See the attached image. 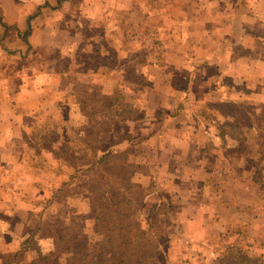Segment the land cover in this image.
<instances>
[{
  "label": "rangeland",
  "instance_id": "rangeland-1",
  "mask_svg": "<svg viewBox=\"0 0 264 264\" xmlns=\"http://www.w3.org/2000/svg\"><path fill=\"white\" fill-rule=\"evenodd\" d=\"M47 1L54 5L0 0V18L22 26ZM89 1L86 6L72 0L61 21L47 8L37 24L43 32L31 47L20 48L11 32L7 48L0 44V227L19 235L23 225H44L40 234L52 232L54 240L45 264H116L95 233L90 183L79 170L88 161L70 154L73 139L85 147L81 139L98 129L105 133L114 98L137 111L134 121L118 129L132 140L117 146L134 180L159 184L186 233L172 235L166 228L149 264H220L229 245L256 258L253 264H264V160L255 129L238 121L234 130H224L221 124L234 120L210 108L235 104L264 127V0ZM85 11L96 17L93 23ZM252 17L262 21L251 23ZM85 78L90 85H82ZM61 98L64 106L58 105ZM28 103L39 114L34 124L21 117ZM161 113L169 131L157 139L153 157L141 140L156 141L149 133ZM207 136L213 137L209 151ZM96 138L95 147L102 149L108 139ZM53 162L61 173L55 182L47 173ZM53 182L60 184L58 198L43 200L33 191L53 188ZM108 198L106 205L112 203ZM156 202L151 195L138 213L144 227Z\"/></svg>",
  "mask_w": 264,
  "mask_h": 264
},
{
  "label": "trees",
  "instance_id": "trees-1",
  "mask_svg": "<svg viewBox=\"0 0 264 264\" xmlns=\"http://www.w3.org/2000/svg\"><path fill=\"white\" fill-rule=\"evenodd\" d=\"M67 0H54V5L45 3L37 7L33 13L26 18L22 26H10L0 18V30L3 31L2 39L0 38L1 47H6V36L15 31L16 41L28 47V39L33 29V22L38 15L42 14L47 8L50 11L58 10ZM3 44V45H2ZM112 98L108 103L110 119L107 120V129L104 134L94 130L90 135L81 141L85 142V147L73 139V147L70 149L72 157L79 159L85 158L88 164L79 169L87 176L90 183L89 192L90 209L92 210V221L94 222L95 233L100 238V248L103 254L116 264H149L158 255V248L162 241L166 228H171V234L184 236L186 233L182 230L181 223L173 217L172 205L164 196L162 188L159 184L152 180L148 186H142L133 178L130 163L125 161L123 151L117 146L125 142H130L132 137L126 130L118 131L122 125L134 121L137 118V111L133 107L124 102L117 104ZM210 108H215L222 119H233L231 123H222L224 130H234L238 126V121H243L249 127L255 129L257 138V152L264 160V127L257 126L253 120L254 117L247 114L243 109L235 104L223 103L222 105L214 103ZM180 105L174 110V114L170 115L173 119L180 112ZM218 111V112H217ZM161 113V119H157V128L151 133V137H155V142H149L147 139L141 140L147 145L153 157L158 155L157 139L166 131L167 124L166 114ZM163 115V116H162ZM108 119V118H107ZM116 128L115 136L112 137V129ZM226 132V131H225ZM108 139L103 143L104 147L96 148L94 140ZM220 135H217L219 137ZM100 137V138H99ZM213 137L207 138L205 150L209 151L213 148ZM72 143V142H71ZM79 143V144H78ZM82 146V147H81ZM151 195L158 197V202L152 204L147 211L144 225L138 219V213L143 208L145 200ZM110 196L111 204H104L103 200ZM164 217L165 221L160 219ZM24 249L36 250V242L33 236L25 241ZM88 253V247H84ZM39 252V251H37ZM256 258L251 257L248 253H242L235 245H229L222 256L220 264H253ZM47 262L46 256L38 255V263ZM99 262L93 263L97 264ZM34 264V263H33Z\"/></svg>",
  "mask_w": 264,
  "mask_h": 264
},
{
  "label": "crops",
  "instance_id": "crops-1",
  "mask_svg": "<svg viewBox=\"0 0 264 264\" xmlns=\"http://www.w3.org/2000/svg\"><path fill=\"white\" fill-rule=\"evenodd\" d=\"M71 2H72V0H67L66 2H64L61 5V7L58 10H55V11H53L51 13L53 14V16L59 17V19L61 21L62 18H63V15H62L61 11L65 7L68 8L70 6ZM83 2L87 6L90 1L89 0H83ZM45 3H50L51 4L52 2L47 1ZM44 4H42V5H44ZM42 5L38 4L33 10H35L37 7L42 6ZM97 6L101 7L102 3H98ZM44 13H46V12H44ZM67 13H68V11H67ZM43 14L38 15V17H36L35 21L32 24L33 29L31 30V34H30L29 39H28V46H30V47H31V44L33 43V37H35L36 34H39V33L43 32V29H42V31L37 30L38 29L37 24L39 22V18ZM70 16L73 17L72 15H70ZM249 16H251V15L249 14ZM83 17L85 18L87 23H93L95 18H96L92 13L90 15H88L87 11L84 12ZM260 21H262V20L260 18H257V17H252V19H251V23L259 24ZM16 26L20 27L21 25H16ZM92 27H90V28H92ZM79 30L80 29H77L75 31L73 30L71 33L74 35V32L79 31ZM11 33L15 34V31H11ZM8 36H9V34H8ZM14 38H16V35L14 36ZM17 43L19 44L18 46L20 48H22V49L27 47V46L22 45V43L20 41L17 42ZM85 66H86V64L84 65V67ZM77 68H80V65H78ZM52 69L55 70V71L57 70V72H58V69H60V72H61V67L59 65H56V66L53 65ZM52 76H55V74L54 75L52 74ZM88 79L89 78H85L84 79L85 82H82L83 86L91 84V83L87 82ZM33 91L34 90L32 89V92ZM63 101L64 100L62 98L59 99L58 105L59 106L60 105L64 106L65 104H64ZM22 107H23V110L25 111V113L21 114V112H20L21 117H26V118L31 119L32 120V124H34L35 119H37L38 115H39V114L36 113V111H34V108L36 106L31 107L29 105V103H28V104H25V106H22ZM156 128H155V130H156ZM22 129H25V128H22ZM155 130L151 131L149 133V135L151 136V133H153ZM168 131H169V128H167L164 133H168ZM207 138H208V136H207ZM41 145H42V143H41ZM53 148L54 147L47 146V149H53ZM76 159L79 161V159L77 157H76ZM56 163L57 162H53V163H50L52 165H50V166L47 165L48 166L47 173H49V175L52 176L53 181L56 179V177H59V175L61 174V173L55 171V169H54L55 166H53V165H55ZM81 168H83V167H81ZM54 182H53V188H50V189L46 188L45 189L43 187H39V189L36 188L37 190H33V191H37V192L39 191L38 193L40 194V197L43 200L45 198L47 199V201L52 200L53 196H57V198H58L59 195H58V191L57 190L60 189L59 188L60 184H57V183H54ZM40 186H42V185H40ZM25 195H26L25 197L29 196V194H27L26 192H25ZM50 207H51V203H50V206L48 208H50ZM48 208H43L42 211H46ZM0 210H1L0 212H2L3 209H0ZM55 211H56V209H55ZM55 211H54V213H55ZM44 213H46V212H44ZM15 214H17V213H15ZM26 215H27V213H26ZM43 215H45V214H43ZM28 216L30 218H32V214L31 213H28ZM48 218H49V216L46 219H48ZM42 227H44V225H42ZM42 227H41V224L38 223L36 229L32 230L27 224L23 225V227H21V229H20V234L19 235L13 232V231H15V229H12L11 232L6 233L5 230L2 229L3 227H0L1 228V230H0V232H1L0 233V264H31L34 260L38 261V255L45 256L44 254H46L47 252H50L52 247H53V245H54L53 235H52V232H50L48 236L41 235L42 234ZM52 228H56V225L55 224L52 225ZM8 234H10V235H8ZM30 236H33V240L36 242V249L39 252H37L36 250H33V249L29 250V249H24L23 248V244L25 243V241H27L30 238ZM45 238H48V240L44 241ZM21 254H24V256L26 257V260L24 262H23V260H22V258L20 256Z\"/></svg>",
  "mask_w": 264,
  "mask_h": 264
}]
</instances>
